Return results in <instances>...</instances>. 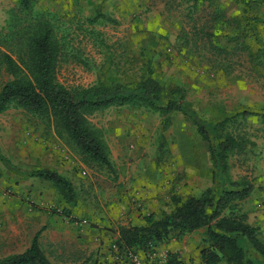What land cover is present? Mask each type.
Returning a JSON list of instances; mask_svg holds the SVG:
<instances>
[{
  "label": "rangeland",
  "instance_id": "1",
  "mask_svg": "<svg viewBox=\"0 0 264 264\" xmlns=\"http://www.w3.org/2000/svg\"><path fill=\"white\" fill-rule=\"evenodd\" d=\"M251 6L249 16L264 18V0ZM246 17L238 0H36L30 12L19 0H0V38L47 22L74 54L58 70L66 88L93 86L98 74L108 86L133 87L149 65L162 85L181 87L192 109L212 123L264 107V24L245 27ZM241 32L239 45L233 40ZM10 78L0 68V89ZM89 121L109 149L116 176L84 164L71 144L27 112L0 114V259L24 252L42 232V246L58 264H132L117 257L110 239H100L124 221L122 205L139 219L160 218L175 198L211 187L209 147L188 116L175 113L164 130L160 114L145 106L110 107ZM226 128L244 141L230 157L229 175L253 187L241 208L264 241V123L239 117ZM37 169L65 177L76 201H64L52 183L29 175ZM203 234H173L172 240L187 241L185 264H201ZM82 248L84 256L70 262L54 257ZM155 252L139 255L144 264H165L166 249Z\"/></svg>",
  "mask_w": 264,
  "mask_h": 264
},
{
  "label": "trees",
  "instance_id": "2",
  "mask_svg": "<svg viewBox=\"0 0 264 264\" xmlns=\"http://www.w3.org/2000/svg\"><path fill=\"white\" fill-rule=\"evenodd\" d=\"M238 1L247 15L245 27L264 24V18L249 16L251 5L261 0ZM35 2L19 0V6L23 12H30ZM11 30L0 38V68L11 76L0 89V114L17 108L47 123L60 139L76 149L87 166L117 174L108 147L89 121L91 115L110 107L145 106L160 114L164 130L171 125L175 113L183 114L192 120L199 136L208 144L213 168L211 187L200 196L175 198L172 211L160 218L150 214L145 216L143 225L119 227L112 248L117 257L129 253L147 256L170 242L175 233L180 236L204 230L201 264H264L260 227L250 224L241 208V203L252 195L253 187L233 182L229 175L230 157L243 149L244 141L226 128L239 117H256L264 123V107L226 114L209 123L192 109L181 87L162 85L149 65L133 87L121 83L108 86L104 75L98 74L93 86L71 90L60 83L58 70L74 54L59 43L53 27L39 22L29 29ZM243 34L236 35L233 41L240 45ZM161 138L164 144L165 136ZM29 175L52 183L64 201H76L74 186L57 171L37 169ZM41 234L34 236L24 252L6 256L0 264H54L40 244ZM164 261L185 264L177 252L167 253Z\"/></svg>",
  "mask_w": 264,
  "mask_h": 264
},
{
  "label": "crops",
  "instance_id": "3",
  "mask_svg": "<svg viewBox=\"0 0 264 264\" xmlns=\"http://www.w3.org/2000/svg\"><path fill=\"white\" fill-rule=\"evenodd\" d=\"M122 209L118 215H120V219L121 220H124L121 222V225H119L118 227L115 226V227H111V229L109 228L108 230H106L107 234H109V238H106L105 235H102L100 239H102L103 241H106V243H108V240L110 239L111 242H114L116 241V239L118 238V228L121 227V226H129V225H143L145 222L144 220L142 219H139L136 215V212L134 211V208L133 207H130V206H127V205H122ZM126 209V210H124ZM128 212V214H127ZM117 215V214H116ZM145 217V216H144ZM106 227V226H104ZM101 233V232H100ZM103 234H105L104 232H102ZM42 235V234H41ZM93 235V234H92ZM100 236V235H99ZM187 241L186 240H181V241H174V240H170V242H168L167 244H162L159 246L158 250H162L164 251L166 249V252L165 253H179L181 255V257L183 259H186L187 257V250L185 249V245H186ZM40 244L42 246V243H41V237H40ZM107 245V244H106ZM43 248V246H42ZM181 249H184V250H181ZM44 252L46 253L45 249L43 248ZM64 252L62 253H55V258L56 259H61L65 262H70L73 260V258L75 257H80V256H84V249H79V250H72L70 253L69 252H66L65 250H63ZM101 251V250H100ZM101 253H104V251H101ZM106 255L107 258H110L111 260V256L109 255V253H107L105 251L104 253ZM47 257L49 258V260L54 263V264H58L56 263L55 261H53L54 259H51V257L46 253ZM91 257V256H90ZM107 258H104V260H106ZM78 264H81V263H78ZM85 264V263H83Z\"/></svg>",
  "mask_w": 264,
  "mask_h": 264
},
{
  "label": "built area",
  "instance_id": "4",
  "mask_svg": "<svg viewBox=\"0 0 264 264\" xmlns=\"http://www.w3.org/2000/svg\"><path fill=\"white\" fill-rule=\"evenodd\" d=\"M85 224H86V221H82V222L78 223L77 225L83 226ZM151 256L155 257L156 252L152 253ZM163 257L166 259L167 253L163 254ZM125 258L128 259L132 264H144V261L142 260L139 253H129V255H124V256L119 257V259H121V260H123Z\"/></svg>",
  "mask_w": 264,
  "mask_h": 264
}]
</instances>
